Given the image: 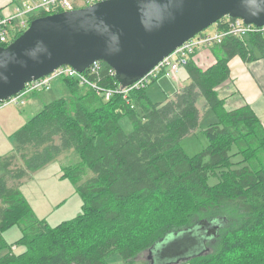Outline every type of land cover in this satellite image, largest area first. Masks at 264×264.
<instances>
[{
    "label": "trees",
    "instance_id": "obj_1",
    "mask_svg": "<svg viewBox=\"0 0 264 264\" xmlns=\"http://www.w3.org/2000/svg\"><path fill=\"white\" fill-rule=\"evenodd\" d=\"M45 15L35 13L29 22ZM221 20L216 24L223 29ZM218 48L223 56L206 69L190 58L183 67L187 82L156 103L147 87L104 100L77 79L61 78L73 99L50 101L15 130L14 154L2 161L0 264H108L115 253L135 264L168 232L213 218L223 219L215 240L184 263L264 264V127L249 105L229 111L216 91L229 76L231 57L264 55V33L229 35ZM100 63L97 77L89 79L117 86L110 67ZM206 112L216 119L204 131L208 146L189 157L180 142ZM123 116L132 124L129 133L120 127ZM69 149L80 161L66 166L63 176L73 183L88 171L92 176L76 188L81 214L52 227L36 216L20 182ZM17 153L22 165L11 163ZM209 175L216 176L215 184H208ZM13 226L21 231L15 243L21 252L2 235Z\"/></svg>",
    "mask_w": 264,
    "mask_h": 264
},
{
    "label": "water",
    "instance_id": "obj_2",
    "mask_svg": "<svg viewBox=\"0 0 264 264\" xmlns=\"http://www.w3.org/2000/svg\"><path fill=\"white\" fill-rule=\"evenodd\" d=\"M224 17L262 26L264 0H104L34 18L18 37L0 46V103L60 66L82 73L95 61L112 68L122 87L130 86ZM199 224L206 241L223 226V219ZM190 227L168 232L153 243L145 253L148 264H154L157 244Z\"/></svg>",
    "mask_w": 264,
    "mask_h": 264
},
{
    "label": "rangeland",
    "instance_id": "obj_3",
    "mask_svg": "<svg viewBox=\"0 0 264 264\" xmlns=\"http://www.w3.org/2000/svg\"><path fill=\"white\" fill-rule=\"evenodd\" d=\"M217 24H212L206 28L205 32L211 31ZM179 80L175 82L173 77L168 75L159 76L156 81L146 86V94L148 99L153 102H160L166 97L173 95L178 88H181L187 81L184 75L183 68L180 69ZM84 89L81 87L80 92ZM39 92V91H38ZM32 94H26L23 97L25 105L15 103H4L0 107V176L3 175L2 161L5 157L14 154L15 142L12 134L15 130L23 126L31 117L36 115L42 107L50 101L58 98H64L67 102L73 99V95L69 88L61 78L51 81L49 88L41 90L38 93L39 100L34 104H28ZM216 119L211 112L203 114L199 121V127L194 133L187 135L180 145L184 152L192 157L200 153L208 146V139L204 133L205 128ZM120 127L126 133L132 130V124L127 116H123L119 120ZM11 163L22 165L23 161L21 153H17ZM80 161L78 153L69 149L60 153L57 158L49 162L44 167L35 172H29L21 179V192L27 202L32 207L36 216L40 219H45L50 226L70 220L82 211V200L77 192V186L82 184L87 178L92 176V172L88 171L81 180L76 183L71 182L63 176V170L66 166L75 165ZM18 162V163H17ZM12 166L14 164H11ZM208 184L213 185L217 182L216 176L209 175ZM195 221L191 224L188 230L178 231V234H172L171 237L163 244H157L153 248L154 264H187L185 260L194 255H200L208 250V243L213 242L220 228L215 230L216 233L210 232L204 241L201 239L199 222ZM181 230V229H180ZM3 237L11 250L22 249V245L15 244L21 235V231L17 226L10 227L2 233ZM20 249V250H21ZM5 250L0 251V255ZM136 262L139 259L146 260L145 255L139 254L136 257ZM181 260H184L183 262ZM108 264H127L122 262L120 256L115 253L107 259ZM135 264H146L145 262ZM148 264V262H147Z\"/></svg>",
    "mask_w": 264,
    "mask_h": 264
},
{
    "label": "built area",
    "instance_id": "obj_4",
    "mask_svg": "<svg viewBox=\"0 0 264 264\" xmlns=\"http://www.w3.org/2000/svg\"><path fill=\"white\" fill-rule=\"evenodd\" d=\"M104 0H24L17 4L13 11L5 18L0 19V45L8 44L13 40L14 35L27 28L30 18L35 13L46 12L48 14L73 10L101 2ZM18 19L16 26L11 27L13 20ZM224 28H219L214 33H207L205 31L194 36L190 40L184 42L180 47L166 56L145 76L127 87H121L119 84L113 87H103L96 81L89 79V76H96L101 69L100 61L93 62L88 69L79 73L70 66H60L54 69L48 75L33 80L27 83L22 91L10 97L9 100L0 103V107L4 103H24L23 97L26 94H33L35 92L48 89L52 80L57 78H75L81 86L92 88L99 95H102L104 100H109L114 94L121 93L127 96L129 90L145 88L150 82L155 80L160 74L168 75L176 78L179 69L184 66L195 50L199 46H214L221 43L224 37L232 35L243 37L249 34H263L264 25L256 26L254 24H247L240 18L224 17L221 20ZM192 54L191 56H189ZM110 74L114 75V70L109 69Z\"/></svg>",
    "mask_w": 264,
    "mask_h": 264
},
{
    "label": "crops",
    "instance_id": "obj_5",
    "mask_svg": "<svg viewBox=\"0 0 264 264\" xmlns=\"http://www.w3.org/2000/svg\"><path fill=\"white\" fill-rule=\"evenodd\" d=\"M22 1L24 0H0V19L10 14L15 6ZM17 22L18 19H14L11 27L16 26ZM216 30L217 25L213 30L207 31V33H214ZM257 55L258 57L250 61H245L239 55L231 57L227 62L229 76L224 82L217 86L216 91L218 97L224 101V106L227 110L230 111L243 105H249L264 127V55H259L258 53ZM222 56L223 52L221 49L218 48V45H214L209 47L199 46L191 58L198 67L206 69L215 64L217 59ZM184 75L186 78L185 70ZM173 80L177 82L179 77ZM39 92L32 94L28 102L29 105L39 100ZM25 104L26 101L22 105ZM20 249L21 248L18 247L17 250L14 249V251L21 252L24 248L22 247V249ZM145 253L146 252H144L143 255H145ZM145 261L144 259H140L139 263Z\"/></svg>",
    "mask_w": 264,
    "mask_h": 264
},
{
    "label": "bare ground",
    "instance_id": "obj_6",
    "mask_svg": "<svg viewBox=\"0 0 264 264\" xmlns=\"http://www.w3.org/2000/svg\"><path fill=\"white\" fill-rule=\"evenodd\" d=\"M191 55H192V54H190L189 56H191ZM191 57H192V56H191ZM189 60H190V59H189ZM157 65H158V64H157ZM185 65H186V64H185ZM154 67H155V66H154ZM154 67H153V68H154ZM183 67H184V66H182V68H183ZM153 68H152V69H153ZM152 69H151V70H152ZM151 70H150V71H151ZM178 72H179V71H178ZM146 74H147V73H146ZM146 74H145V75H146ZM145 75H144V76H145ZM161 75H163V74H160L159 76H161ZM159 76H158V77H159ZM177 76H178V74H177ZM177 76H176V78H178ZM158 77H157V78H158ZM157 78H156V79H157ZM176 78H173V79H176ZM119 85H120V84H119ZM120 86H121V85H120ZM121 87H122V86H121ZM117 94H121V93H117ZM122 95H123V94H122ZM123 98H126V96L123 95ZM9 99H10V98H9ZM9 99H8V100H9ZM6 101H7V100H6ZM3 102H4V101H3Z\"/></svg>",
    "mask_w": 264,
    "mask_h": 264
}]
</instances>
